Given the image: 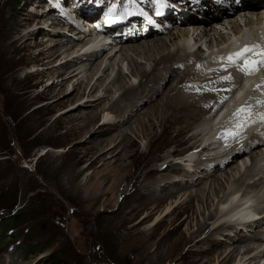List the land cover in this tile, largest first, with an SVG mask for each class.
Here are the masks:
<instances>
[{
    "label": "rangeland",
    "instance_id": "1",
    "mask_svg": "<svg viewBox=\"0 0 264 264\" xmlns=\"http://www.w3.org/2000/svg\"><path fill=\"white\" fill-rule=\"evenodd\" d=\"M31 1H36L37 5H44L47 1L50 9L47 8L46 13L34 22L27 21L29 20L27 17L25 22L30 23V26L18 30L17 33L14 32L12 20H16L23 13L39 11L35 7H29L26 11L21 10L23 3L29 4ZM222 1L225 2V0ZM192 4L199 5L198 1ZM57 6L62 8L67 4L63 0H0V225L7 221L11 223L2 234L5 240L0 242L2 264H8V262L9 264H44L41 261L49 255H55L54 257L61 260L63 264H214L210 254L197 255L191 252L194 243H189L187 240L189 233L196 229L195 223H202L210 209L215 210V195L208 190V184L204 195L214 199L212 208L202 207L193 199L185 207L175 210L153 232L150 226L156 216L151 217L144 224L133 227L144 214V211L135 209L140 201L137 198L139 190L137 185L142 184V180L137 178V169L146 165L143 167L144 170H141L142 174L159 167L164 170L166 166L161 162V158L167 154H174L173 161L176 162L185 151L194 148L193 141L189 143L188 132L184 134L185 136L169 142V137L173 138V136L165 135L160 128H155L151 132L156 136L152 141L141 131V126L147 124V110L162 98L164 89L174 85L176 79L181 77L184 68L180 69L181 72H178V75L171 77L169 83L166 85L163 83L160 93L138 105L129 113L130 115L116 118L113 113H110L106 116L108 111L101 113V107H96L94 112H98L99 116L88 128H83L84 123H73V120L82 117L84 112L91 109L84 104L93 98L79 97L74 93L68 94L76 80L87 82L90 72L72 79L61 91H58L60 88L47 91V87L57 80L55 76L44 78L41 76V73L46 71L44 56L38 57L36 61L33 60L38 53L35 48L40 47L41 44L46 45V48L49 46L50 42L47 40L40 42L42 35L56 33L49 22L52 21L51 12ZM92 8H84V13L96 14L98 17L99 9ZM170 9L176 15L174 8ZM69 14H67L68 17ZM29 15L37 16L33 13ZM208 23L212 25L214 22ZM42 24L47 26H41ZM170 29L173 33L179 27L173 26ZM160 30L162 31L158 32L159 36L152 40H143L150 35H139L138 39L121 41L120 44L127 43L122 46L129 45L127 48L130 49L123 65L121 62L125 56L121 53L114 57V61L110 62L109 59L104 61L103 64H110V68L98 82L101 83L104 77L107 81L94 96H102L105 88L110 89L109 97L112 101L103 104L105 110L113 102L120 108L126 104L122 91L117 90L119 84H113V81L119 78L120 71L124 73L121 74L124 78L121 82L126 89L129 83L133 85L131 87H137L140 82V77L131 76L132 63L129 57L136 61V66L138 63L143 66L147 74H150L154 68L151 61L145 62L132 52L133 46L146 49V43L149 42L148 44L152 45L164 39L169 52L178 57L181 56L179 53L176 54L174 49L178 41L172 44L173 39L171 41L168 39L169 31L161 28ZM29 32H35V35L30 41L31 46L23 53H18L7 45L9 38L18 39L20 35ZM108 47L110 48L111 44H108ZM116 48L119 50L121 46L117 45ZM61 58L59 59L62 60ZM53 60L50 63L54 65L59 63L58 61L53 63ZM199 67H194V71ZM99 76L100 72L93 78L88 88ZM193 82L186 81L188 85H193ZM212 114L205 112L195 126L200 125L208 115ZM137 117L140 118V123H133ZM126 119L131 120L128 125H124L127 122ZM117 121H120L119 126H110ZM111 138L116 139L114 143L116 147L112 150L109 146L114 144L102 148L97 145L98 141L106 139L109 141L108 139ZM134 138H136L135 145L125 150L124 142ZM180 151L182 154H179ZM178 154L179 156H176ZM124 155L127 157L123 158ZM248 158L249 154L244 158L246 159L244 166L240 165L241 160L232 159L235 162L233 166L235 164L241 166L239 175L249 168L251 162ZM166 171L168 174L170 169L167 168ZM227 171L229 170L226 168L221 172H214V175L220 177L221 173ZM156 174L145 179L143 184L157 178L159 173ZM176 174L177 172H174L173 175ZM242 188L241 190L245 189L244 193H247V185ZM163 192V189L158 190L157 195ZM217 196H220V193ZM177 201L178 198L175 196L158 209H163L164 205H169L170 202L176 204ZM177 225L180 226L179 229L172 232L170 237L168 236L167 244L165 243V246L158 251L160 255L155 256L150 253L158 239ZM262 225L259 223L250 231L240 227L237 230L254 236L259 235ZM209 228L210 226L198 233V238L206 235ZM255 241L263 242L264 239ZM225 245H229L230 249L239 248L237 247L239 244L236 242L234 244L233 241ZM250 245L253 246L252 243ZM241 252H244V249H241Z\"/></svg>",
    "mask_w": 264,
    "mask_h": 264
},
{
    "label": "bare ground",
    "instance_id": "2",
    "mask_svg": "<svg viewBox=\"0 0 264 264\" xmlns=\"http://www.w3.org/2000/svg\"><path fill=\"white\" fill-rule=\"evenodd\" d=\"M63 1L66 2L67 6L62 8L57 6V8L51 12V17L55 16V18L54 21L49 22V24L53 25V31L56 33L42 35L43 37L40 39V42L47 40L50 42L49 46L46 48V45L41 44L40 47L35 48L38 53L35 54L33 60L36 61L38 57L44 56L46 71L43 74L41 73V76L43 78L55 76V80H57L47 87V91L56 88H60L58 91H61L72 79L86 72H90L87 82H79L76 80L68 94L71 95L74 93L79 97L86 96L88 99L93 98L84 104V106L86 105L91 109L84 112L82 117L73 120V123L82 122L85 124L83 128H88L99 116L98 112H94L96 107H101V113L103 111H108L106 116L110 113H113L116 118L130 115L129 113L134 111L138 105L145 101L147 102L149 98L156 95L161 87H163V83L164 85L169 83V79L176 74L178 75V72H181L180 69L184 68V71L181 72V77L176 79L175 83H173L174 85L164 89L162 98L150 106L149 109L147 108V124L143 127L141 126V131L144 136L149 137L152 141L156 136L152 135L151 132L155 128H160L165 135L173 136V138L169 137V142L182 137L188 132L190 135V137L188 136L189 143L193 141L192 147L194 148L191 149V147V150L185 151L184 155L178 157L179 160L176 162L173 161L175 157L174 154H167L164 158H161V162L166 166L164 170L159 167V169H150L142 174L141 170H144L143 167H146V165L137 169V178L142 180V184L146 181L145 179L149 178L152 174L159 173V176L143 185L137 182V184H139L137 185L139 189L137 192L139 197L137 196V198L140 201L135 209L137 211H144V214L140 221L137 224L135 223L133 227L144 224L151 217L156 216L154 222L150 226V230L153 232V230L161 226L163 221L170 217L175 210L185 207L193 199H195L200 206L205 208H212V202L216 199L215 210L210 209L209 214L202 223H195V231L190 232L187 237L189 243H194L191 252H195L197 255L210 254L214 264H264V241H255L264 239V121H259L261 124L256 131H252L247 127L248 122L245 121V117L249 116L252 108V106L248 104L252 101L250 97L258 90V96L264 94V63H258L250 74L244 73L237 75L235 70L237 67H243L244 64L241 61L232 63L228 60L229 56H233L235 53L241 52L245 48H251L252 51L246 53L248 65L252 63L250 61L256 55L257 60L259 59L258 61H264V55H262V53H264V47L262 45L264 44V5L253 6L250 9L251 11H248V14L252 17L248 18L243 16L244 18L239 22V19L230 17L226 25L216 20H213L212 22L214 23L210 25L208 23L209 19H206L204 23H199L198 20L190 18L188 22H192V25L187 26L185 25V16L194 15L192 9L200 11L202 7H206V12H204L206 16L209 12L218 15L221 12L229 13L232 8L230 0H227L228 2L226 0L225 2L222 1L224 4H221V0ZM152 1L158 2L157 5L160 4L159 7L163 4V7H161V11L163 12H167L170 8H174V12L177 16L173 11L169 12L164 21L168 23V28H173V26L178 24L176 27H179V29H176V31L172 33L170 32L171 29L168 30L162 23H159V27L166 29L167 32L169 31L168 39L170 41L173 39L172 44H175L174 41H178V43L174 45V49L176 51L175 53H179L181 56L178 57L175 54H171L167 48L166 40L164 39L159 40L160 43L158 41V43L155 42L152 45L148 44L149 42L146 43V49L135 48V46H133L132 52H135L136 56H140L145 62L151 61L154 68L150 74H147L143 66H140L139 63L136 66V61H133L132 57H129V59H131L130 63H132V70L130 69L131 76L140 77V82L137 87H131L133 85L129 83L130 85H128L129 87L126 89L125 86H122L121 82L123 78L121 74L124 73L120 71L118 74L119 78L117 77L118 79L113 81V84H119L117 90L122 91V97L126 101V104L120 108L113 102L105 110L103 104L112 101L109 97L111 93L110 89L105 88L102 96H94V94L99 92L102 88L103 83L107 81L104 77L101 83L100 81L98 82V80L106 75V72L110 68V64L104 65L103 63L108 59L110 62L114 61V57L121 53L125 56L124 58L122 57L123 61L121 65H123L124 61L128 58V51L130 49L127 47L129 45L122 46L127 45L126 42H122L121 44L116 43V46L111 44L109 48L108 44L110 43V39H106L107 35H102L96 28H94L95 32L90 31L89 26L82 23L87 22V18L78 16L76 12L84 13V8L89 7H93L92 9L94 10L99 9L98 12H102L105 9L106 11L102 17H96L94 14L85 13L88 19L95 17L94 20L96 24L100 18L103 21H113L120 17L125 18L129 12H134L138 14V16L121 26V38L138 39L137 37L139 35L147 36L151 34L150 37L148 36L147 39L143 40H152L157 38L158 35V32L154 31L155 27L152 25L155 19H152L148 9ZM197 1L199 5L193 6L192 3H197ZM127 2L130 3L129 6H124V3ZM262 2L263 1L260 3ZM99 5L101 7H98ZM29 7L38 8L37 10L39 11H30L28 14L23 13L20 17H17L16 20H12L14 32L16 31L17 33L18 30L30 26V23L28 24V22H25L27 17L29 19L27 21L34 22L35 19L46 13L48 10L47 8H49L47 1L46 3L44 2V5H37L36 1H31L29 4L27 2L25 4L23 3L21 10L26 11ZM71 8L76 12H70L69 10H71ZM30 13L36 14L37 16H31L29 15ZM67 14H69V17ZM46 24H42L41 26H47ZM201 24H204V26ZM78 26H80L81 30H78ZM143 26L145 28L150 27L148 31L152 33H143ZM190 26L202 27L189 31L188 29ZM216 26H220V29H217ZM34 35L35 32H29L20 35L18 39H12L7 36L9 38L7 45L13 48L14 51L23 53L24 50L31 46L30 41L33 39ZM51 35H56V37ZM143 40L141 39V41ZM141 43L143 44L145 42ZM237 44L243 46L242 50L239 51ZM117 45L121 46L119 50H116ZM203 46H205V48H203ZM83 50L85 51L82 53L81 51ZM87 51L91 52L88 53ZM202 51H204V54H202ZM181 52H183L184 55ZM60 57H62V60L59 59ZM52 59H54L53 63L56 61L59 63L55 65L50 63ZM205 62H207V64H204ZM190 66L193 68H189ZM134 67L135 71H133ZM194 67L199 68L194 71ZM120 69L122 70V68ZM99 72L100 76L97 78L96 82L88 88L93 78L96 77ZM249 76H252V78L256 80L253 86L250 88L249 86H245L242 88L241 92H236L235 95L232 96L233 88H239L240 80ZM187 80L194 81V84L188 85L186 83ZM39 82H41V80ZM47 91H45V93H47ZM105 93H107V95H105ZM225 96L227 97L224 98ZM228 99H230L229 103H225ZM219 106L220 109L213 113ZM239 109H244V111H238ZM205 112H211L213 114L211 116L208 115L206 120L200 123V125L195 126V123L198 122V119L200 120V117ZM160 113L162 114L160 115ZM130 119H126L125 121L127 122H125L124 125H128V122L131 121ZM86 120L89 121L86 122ZM119 123L120 121L113 122L110 126H119ZM133 123H140V118L137 117ZM249 124L251 123L249 122ZM229 130L231 132L225 134L224 137L222 133ZM95 134L94 132L93 135L95 136ZM217 137H224V139L217 140ZM108 140L109 141H107V139L100 140L97 145L102 148L107 145H112L116 141V139L113 138ZM135 143L136 138L126 140L124 142L125 150L133 147ZM219 143H230L232 147L226 151L216 153L215 150L220 147ZM109 147L108 148L112 150L116 145L114 144V146L112 145ZM245 152L247 154H243ZM179 154H182V151H180ZM179 154L176 156H179ZM248 154V159L251 164L249 168L245 167V169L247 168L245 173L239 175V172L241 173L239 169L241 166H244L247 159L244 158ZM126 157L127 156L124 155L123 158ZM232 159L236 161L241 160V166L235 164L234 167L233 164L235 162ZM167 168L170 169L168 174L166 173ZM226 168L229 171L221 173L222 175H220V177L214 175V172H221ZM174 172H177V174L173 175ZM219 181L223 182L219 184ZM207 184L208 190H211V193L215 195L214 199L208 197V195H204ZM245 185H247V193H244L245 189L243 191L241 190ZM162 189L164 191L163 194L157 195L158 190ZM240 192H242V196H249L244 202L250 203L252 207L246 208V205L242 206L243 202L241 197H239ZM219 193L220 196H217ZM175 196L178 198L176 204L170 202L169 205H164L163 209H158L163 203H168ZM252 215L254 218H249ZM259 223L263 224L259 230V235L251 236L249 233H243L237 230L238 227H240V229H249L250 231L253 227L256 228L255 225ZM209 226L210 228L207 234L202 236V238H198L197 234L203 232ZM179 227L180 226L177 225L171 231L164 234V236L160 237L150 253L159 256L160 252L158 253V251L165 246V243L169 240H167V238L170 237L169 235L177 231ZM186 231H188V229H186ZM230 241H233L234 244L235 242L236 244L238 243L239 246L237 245V247L240 249H230L229 245H225L226 243L229 244ZM250 243H252L253 246H251ZM240 244L243 245L240 246ZM241 249H244V252H241ZM0 264H2L1 260Z\"/></svg>",
    "mask_w": 264,
    "mask_h": 264
},
{
    "label": "snow or ice",
    "instance_id": "3",
    "mask_svg": "<svg viewBox=\"0 0 264 264\" xmlns=\"http://www.w3.org/2000/svg\"><path fill=\"white\" fill-rule=\"evenodd\" d=\"M161 7H163V4H161ZM251 51H252L251 48H245L241 52L235 53L233 56H229L228 60L230 62H232V63H235L236 61H241L245 65V67L242 68L241 70L245 71L246 74H250V72L252 70H254V69H252L248 65V61H247V58H246V53L251 52ZM262 55H264V53H262ZM253 63H264V61H256V62H253ZM238 111H244V109H239Z\"/></svg>",
    "mask_w": 264,
    "mask_h": 264
},
{
    "label": "trees",
    "instance_id": "4",
    "mask_svg": "<svg viewBox=\"0 0 264 264\" xmlns=\"http://www.w3.org/2000/svg\"><path fill=\"white\" fill-rule=\"evenodd\" d=\"M0 223H1V221H0ZM10 224L11 223L7 221L6 223L4 222L3 225L2 224L0 225V242L5 240V237H2V234L6 231V228L8 226H10ZM54 256L55 255H49L45 258V260L43 259V261H41V262H43L44 264H63V262L61 260L56 259Z\"/></svg>",
    "mask_w": 264,
    "mask_h": 264
}]
</instances>
